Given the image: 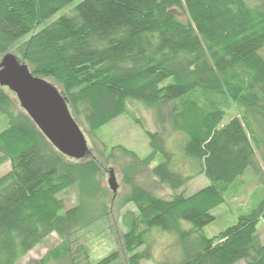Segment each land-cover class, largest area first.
I'll return each instance as SVG.
<instances>
[{"label": "trees", "instance_id": "obj_1", "mask_svg": "<svg viewBox=\"0 0 264 264\" xmlns=\"http://www.w3.org/2000/svg\"><path fill=\"white\" fill-rule=\"evenodd\" d=\"M72 1L0 0V55L16 51L34 76L54 81L73 118L95 141L97 129L126 114L128 100L168 103L173 128L184 135L183 158L208 181L193 194L166 199L125 175L127 201L135 206L124 214L121 235L128 263L152 259L149 237L157 229L176 236L175 264H264V242L256 231L264 216V173L256 150L264 141L252 122L264 126V4L82 0L70 14L36 30ZM231 102L238 113L224 121ZM0 119L5 123L0 166L10 164L0 176V264H16L52 233L60 243L30 264H115L117 251L90 259L79 241L88 224H82L81 208L66 209L59 196L76 185L101 199L103 161L117 164L113 155L104 156L106 146L97 152L101 161L90 151L80 160L62 155L3 86ZM149 136L148 158L163 156L152 168L154 175L173 190L180 188L190 176L176 167L160 133ZM121 148L138 160L135 152ZM246 173L257 176L258 202L234 224L205 235L204 226L214 220L211 210Z\"/></svg>", "mask_w": 264, "mask_h": 264}, {"label": "rangeland", "instance_id": "obj_2", "mask_svg": "<svg viewBox=\"0 0 264 264\" xmlns=\"http://www.w3.org/2000/svg\"><path fill=\"white\" fill-rule=\"evenodd\" d=\"M82 0H73L69 4L60 8L47 21L41 23L36 30L44 26L46 23L55 20L59 16L70 14L74 6ZM250 4L256 6L264 4V0H246ZM176 14L184 19L185 16L175 10ZM29 35L23 37L20 41ZM8 53L17 55L16 51L9 50ZM264 54V50L261 51ZM1 58V55H0ZM53 83L51 79H46ZM58 88V87H57ZM59 89V88H58ZM15 96V95H14ZM15 101L20 107L15 96ZM126 114L120 115L103 125L95 131L96 141L84 132L87 139L89 151L96 158L99 157L97 152L106 146L104 156L115 158L117 164L108 159L103 161V175L100 180L101 199L97 194H84L79 188L74 185L59 196L63 199L65 208H71L79 205L81 208L82 224L84 226L80 233V240L88 249L90 259L97 261L106 257L113 251H117L118 258L115 264H129L128 255L122 248L121 235L126 229L124 226V214L128 210H134L135 206L132 202L127 201L129 185L124 183L125 175L134 176L135 181L144 189L150 191L154 195L169 199L175 194L182 193L186 196L195 193L208 184L207 179L202 173L198 172V166L183 158L181 153L180 142H183L184 135L173 128L170 105L164 102L153 104H145L138 100H128L126 104ZM238 112L235 104L231 102V109L224 121L228 120L229 115H236ZM252 122L256 131L264 141V126L256 119L252 118ZM5 126L4 121L0 119V131ZM160 133L161 137L169 148L175 154L176 167L190 176L189 180L180 188L173 190L168 184L162 183L154 175L152 168L159 162L163 161V156L156 153L152 158H148L152 148L150 146V134ZM95 141V142H94ZM96 143V148L95 144ZM133 151L138 156L135 162L131 157L123 154L122 148ZM258 163L264 173V148L256 150ZM101 161V159L97 158ZM114 170L117 181V190L113 193L108 187V171ZM10 170V164L5 163L0 166V176ZM257 176L252 173H246L236 185L232 187L225 195L223 203L219 204L211 210L214 220L204 226L203 232L207 236H213L229 225L236 222L237 217L241 213L249 211L257 202L260 196ZM101 201L104 205L101 210ZM101 210V212L99 211ZM100 212V213H99ZM99 215V216H98ZM98 216V218H96ZM96 218V219H95ZM95 219V220H93ZM93 220V221H92ZM92 221V222H90ZM190 223L184 222V227L189 228ZM257 234L260 240L264 242V216L260 218L257 227ZM61 239L56 233H52L41 244L29 251L16 264H30L33 261L42 257L47 251L60 243ZM151 244V260H142L140 264H175L179 260L180 247L175 235L157 229L152 230L149 237ZM235 264H247L244 260H240Z\"/></svg>", "mask_w": 264, "mask_h": 264}, {"label": "water", "instance_id": "obj_3", "mask_svg": "<svg viewBox=\"0 0 264 264\" xmlns=\"http://www.w3.org/2000/svg\"><path fill=\"white\" fill-rule=\"evenodd\" d=\"M0 86L16 96L20 107L58 152L74 160L88 154L84 132L61 92L53 83L34 76L15 54L7 52L0 58ZM108 175V187L115 193L118 184L114 170L109 169Z\"/></svg>", "mask_w": 264, "mask_h": 264}]
</instances>
